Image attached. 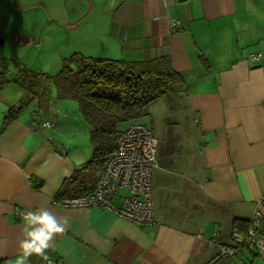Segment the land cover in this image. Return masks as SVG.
Here are the masks:
<instances>
[{"label":"crops","instance_id":"0c3cea01","mask_svg":"<svg viewBox=\"0 0 264 264\" xmlns=\"http://www.w3.org/2000/svg\"><path fill=\"white\" fill-rule=\"evenodd\" d=\"M33 1L84 47L77 55L166 59L183 84L137 120L158 142L154 223L141 227L97 206L58 204L74 196L63 184L91 157L89 128L76 102L56 100L48 88L37 99L1 73L0 264H15L20 254L24 221L15 209L42 207L66 217L68 227L48 261L33 255L28 264H210L233 232L245 233L264 197V0ZM170 19L182 30L171 33ZM126 194L119 191L113 206ZM258 208L264 237V205ZM231 264H264V254L244 251Z\"/></svg>","mask_w":264,"mask_h":264},{"label":"trees","instance_id":"16d2710c","mask_svg":"<svg viewBox=\"0 0 264 264\" xmlns=\"http://www.w3.org/2000/svg\"><path fill=\"white\" fill-rule=\"evenodd\" d=\"M7 81L19 84L37 99L45 94L49 83L47 78L25 69L19 77ZM51 84L63 97L76 102L78 112L89 128L91 157L63 184L64 193L78 195L97 182L115 148L117 135L124 130L122 125L137 122L146 106L175 92L182 86L183 79L166 59L124 62L73 54L63 61L62 69L52 78ZM10 122L8 115L1 131ZM242 224L234 222L236 227Z\"/></svg>","mask_w":264,"mask_h":264},{"label":"built area","instance_id":"2783aa9c","mask_svg":"<svg viewBox=\"0 0 264 264\" xmlns=\"http://www.w3.org/2000/svg\"><path fill=\"white\" fill-rule=\"evenodd\" d=\"M183 25L180 20L170 19L169 30L178 33ZM252 62L260 60V54L249 56ZM44 128H51L52 123L44 122ZM158 142L152 131L145 125L135 122L120 132L116 137L115 148L109 155L100 176L94 186L86 192L66 196L58 204L63 208H87L97 206L107 209L128 222L141 227L154 223L152 172L157 165ZM121 190L127 194L122 197L119 207H114L113 199ZM264 205V197L258 207ZM254 210L243 234L233 232L230 244L219 246V253L210 264H231L244 251L264 254V237L261 236V214L259 208ZM29 210L17 208L16 219L23 220ZM214 243L219 241L214 239ZM48 264H58L48 262Z\"/></svg>","mask_w":264,"mask_h":264},{"label":"rangeland","instance_id":"374dc122","mask_svg":"<svg viewBox=\"0 0 264 264\" xmlns=\"http://www.w3.org/2000/svg\"><path fill=\"white\" fill-rule=\"evenodd\" d=\"M32 2L0 1V36L5 38L4 45L0 47V75L2 73L16 78L17 71L22 68L40 74L42 78L48 79L46 88L55 91L52 93L53 98L60 100L63 96L51 84V80L62 69L63 61L78 54L83 46L77 41L71 43V38H66V32L60 27L55 28L56 25L53 26L49 21L44 5L37 7ZM19 31H24L30 37V42L16 48L15 36ZM126 126L122 125L124 128Z\"/></svg>","mask_w":264,"mask_h":264},{"label":"clouds","instance_id":"9594fccd","mask_svg":"<svg viewBox=\"0 0 264 264\" xmlns=\"http://www.w3.org/2000/svg\"><path fill=\"white\" fill-rule=\"evenodd\" d=\"M23 221V238L19 243L20 254L15 264H28V258L33 255L48 261L47 251L52 247L55 237L67 230V218L42 207L27 211Z\"/></svg>","mask_w":264,"mask_h":264},{"label":"water","instance_id":"95a60500","mask_svg":"<svg viewBox=\"0 0 264 264\" xmlns=\"http://www.w3.org/2000/svg\"><path fill=\"white\" fill-rule=\"evenodd\" d=\"M178 2H182L184 0H177ZM5 38L0 36V47L4 45ZM30 42V37L24 32L19 31L15 36V47H22Z\"/></svg>","mask_w":264,"mask_h":264}]
</instances>
